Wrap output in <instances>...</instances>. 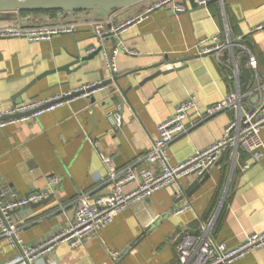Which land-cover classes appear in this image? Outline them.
I'll return each instance as SVG.
<instances>
[{"label": "crops", "instance_id": "obj_1", "mask_svg": "<svg viewBox=\"0 0 264 264\" xmlns=\"http://www.w3.org/2000/svg\"><path fill=\"white\" fill-rule=\"evenodd\" d=\"M150 1L115 11L111 21L143 12ZM184 1V11L162 6L118 35L103 34V52L110 54L114 47L119 50L112 76L102 50L82 60L92 44L98 45L88 24L76 23L72 32L48 40L0 38V111L112 79L88 97L76 98L28 122L0 128V189L7 197L44 189L49 175L59 180L48 200L12 213L25 244L36 243L52 230L72 223L80 196L107 192L109 169L146 166L143 156L157 137L156 125L188 95L195 97L198 106L184 120L187 130L168 145L171 164L220 139L236 118L235 107L204 117L207 105L233 91L240 94L241 111L256 101L255 71L247 64V51L255 57L260 76L264 27L254 28L264 23V0H212L204 6ZM0 25L22 26L16 16L0 20ZM214 34L232 41L239 38L246 49L226 48L219 60L213 53L197 55L195 44ZM243 68L249 69L246 77ZM111 113L119 115V126L107 121ZM260 137L258 160L241 150L233 154L227 149L202 182L195 180L197 174L181 177L123 209L80 245L58 244L37 264H177L176 245L182 233L231 247L248 233L263 231L264 127ZM132 187L128 183L123 190ZM184 203L187 209L171 212ZM17 250L0 236V264ZM232 264H264V246Z\"/></svg>", "mask_w": 264, "mask_h": 264}, {"label": "built area", "instance_id": "obj_2", "mask_svg": "<svg viewBox=\"0 0 264 264\" xmlns=\"http://www.w3.org/2000/svg\"><path fill=\"white\" fill-rule=\"evenodd\" d=\"M212 0H194L196 5L204 6ZM170 5L176 11H184L187 5L184 0H151L143 9L131 17L113 23L108 21H96L88 24L93 35L102 44V36L106 32L120 34L135 22L162 6ZM78 24L68 23L48 25L41 27H6L0 28V38L24 37L30 41L48 40L51 37L72 32ZM264 27L259 24L254 29ZM233 46H245L239 38L234 41L226 37L222 39L219 34L200 39L195 44L197 55L213 53L219 60V54L226 48ZM95 47H91L93 51ZM128 53L131 50L123 48ZM118 48L114 47L110 54L102 50L103 60L114 74V55ZM247 64L255 71V85L253 93L256 101L250 107L240 110V94L233 91L224 96L220 101L207 105L204 109V117L214 116L229 107H235L236 118L230 121L224 128L222 137L207 147L195 150L186 159L171 164L169 162L167 148L174 138L185 132L187 127L184 120L190 111L197 108L198 102L193 95H188L178 102L171 115L156 125L157 137L153 140L150 150L143 156L146 166L128 165L118 171L109 169L105 180L108 191L89 197L85 194L77 199L74 220L64 228L52 230L46 237L33 244H25L18 232V226L12 218V211L28 204H35L51 196L58 186V178L49 175L47 186L38 191H32L25 195L12 193L6 196L0 189V236L18 250L3 264H37L38 260L49 255L58 244L66 243L73 248L80 245L86 238L96 235L107 227L115 215L131 204L148 198L152 193L177 183L178 179L188 175H200L212 167L222 153L229 149L236 154L241 150L258 160L261 156L262 140L260 130L264 127V70L259 76L256 72L257 61L247 51ZM111 76L109 78H111ZM101 81L86 83L67 91H61L44 97L33 98L27 102L12 105L0 111V128L18 122H28L42 113L52 111L65 103L79 97H88L103 88L98 86ZM197 110V109H196ZM107 121L112 126H119L121 120L118 114L107 115ZM106 164V158L102 159ZM248 167V164L243 166ZM133 183V187L124 191V185ZM188 208V204L173 209L171 212H181ZM264 246V230L259 233H248L244 240L236 245L228 247L225 243L213 241L211 238H198L188 233H182L176 245L178 254L177 264H232V262L250 251ZM117 255L116 252L113 253Z\"/></svg>", "mask_w": 264, "mask_h": 264}, {"label": "water", "instance_id": "obj_3", "mask_svg": "<svg viewBox=\"0 0 264 264\" xmlns=\"http://www.w3.org/2000/svg\"><path fill=\"white\" fill-rule=\"evenodd\" d=\"M143 1L145 0H0V20H7L12 16H16L22 27L91 23L96 21L106 22L111 19L115 11L132 7ZM34 15L37 16L33 18ZM94 47L95 49L90 52L87 49L88 54L83 56L82 60L95 56L102 50L101 45H95ZM242 71L244 77L249 74L248 68H243ZM110 80L112 79L108 78L107 80L101 81L98 86H104L108 82H111ZM213 167L197 175L195 180L203 181L206 174ZM51 196L43 201L48 200ZM43 201L39 202V204ZM32 205L28 204L14 211H18L24 207H31Z\"/></svg>", "mask_w": 264, "mask_h": 264}]
</instances>
